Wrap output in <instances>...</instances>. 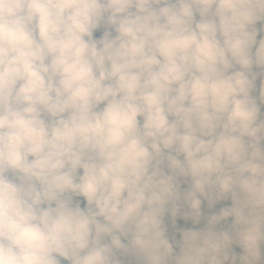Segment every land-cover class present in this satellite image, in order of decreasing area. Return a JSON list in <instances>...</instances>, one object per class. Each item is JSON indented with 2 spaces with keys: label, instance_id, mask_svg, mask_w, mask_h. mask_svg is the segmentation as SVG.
Here are the masks:
<instances>
[{
  "label": "clouds",
  "instance_id": "obj_1",
  "mask_svg": "<svg viewBox=\"0 0 264 264\" xmlns=\"http://www.w3.org/2000/svg\"><path fill=\"white\" fill-rule=\"evenodd\" d=\"M0 264H264V0H0Z\"/></svg>",
  "mask_w": 264,
  "mask_h": 264
}]
</instances>
